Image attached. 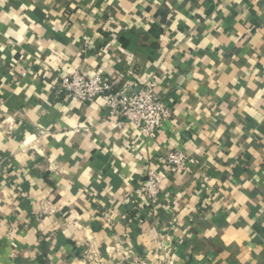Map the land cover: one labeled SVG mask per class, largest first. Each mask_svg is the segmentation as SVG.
Returning a JSON list of instances; mask_svg holds the SVG:
<instances>
[{
    "label": "crops",
    "instance_id": "crops-1",
    "mask_svg": "<svg viewBox=\"0 0 264 264\" xmlns=\"http://www.w3.org/2000/svg\"><path fill=\"white\" fill-rule=\"evenodd\" d=\"M79 70L154 83L160 133ZM0 264H264V0H0Z\"/></svg>",
    "mask_w": 264,
    "mask_h": 264
},
{
    "label": "built area",
    "instance_id": "built-area-1",
    "mask_svg": "<svg viewBox=\"0 0 264 264\" xmlns=\"http://www.w3.org/2000/svg\"><path fill=\"white\" fill-rule=\"evenodd\" d=\"M60 86L67 97L76 98L81 103L95 102L104 97L108 120L125 119L147 137L157 136L172 113L154 83H147L137 92H127L118 89L113 80L79 70L62 76ZM187 161L186 153L179 150L169 152L163 159L169 171L185 169ZM161 182L162 176L150 170L142 184L141 195L154 201Z\"/></svg>",
    "mask_w": 264,
    "mask_h": 264
},
{
    "label": "water",
    "instance_id": "water-1",
    "mask_svg": "<svg viewBox=\"0 0 264 264\" xmlns=\"http://www.w3.org/2000/svg\"><path fill=\"white\" fill-rule=\"evenodd\" d=\"M140 89H137V91H139Z\"/></svg>",
    "mask_w": 264,
    "mask_h": 264
}]
</instances>
